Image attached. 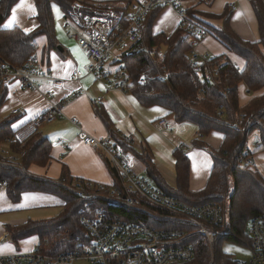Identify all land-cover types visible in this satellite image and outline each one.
Instances as JSON below:
<instances>
[{"label":"trees","instance_id":"obj_1","mask_svg":"<svg viewBox=\"0 0 264 264\" xmlns=\"http://www.w3.org/2000/svg\"><path fill=\"white\" fill-rule=\"evenodd\" d=\"M17 1L0 0V56L14 65H22L35 52V39L38 36L46 37L47 49L57 47L51 3H56L66 16L76 0H34L38 25L29 32L17 26H1ZM251 3L258 21L261 47L242 40L227 23L220 30L213 31L230 51L244 59L245 65L241 70L227 58L222 61L224 56H215L210 61L216 62L218 75L214 81L205 80L190 61L192 33L179 25L168 36L162 32L151 33L150 27L159 9L147 15L142 24L144 49L125 59L129 80L125 91L131 92L141 104L161 106L173 121L192 122L203 134L216 130L224 135L218 149L208 148L213 165L205 187L196 192L188 188L189 160L185 154L174 152V187L163 181L147 154H137L144 163L147 176L166 193L191 204L224 203L228 211V234L215 238V264H237L221 251V243L244 238V227L248 220L264 212V176L252 165V156L264 153V92L252 97L244 106H239L238 102L239 83H244L250 92L264 88V6L260 0H251ZM194 12V6L188 8L189 16L195 20ZM4 97L5 87H2L0 105ZM100 116L110 127L106 116L103 113ZM11 123L10 117L0 120V140L13 135L15 130ZM252 132H256L259 139L256 153L245 151L247 137ZM122 142L121 147L126 152L132 150L127 142ZM11 146L16 152H23V168L0 163V182L4 184L10 199L16 201L21 192L35 190L53 193L63 200L62 209L55 217L10 227L13 237L17 239L37 234L39 246L50 255L82 249L87 237L79 222V210L86 199L78 194L73 179H66V172L62 173L61 178L52 179L34 176L27 171L30 163H48L49 140L35 132L23 145L14 142ZM228 175L232 180V189L227 190L228 195H225ZM115 176L112 173L113 180ZM188 240H192L197 263L208 264L209 247L205 237L195 234Z\"/></svg>","mask_w":264,"mask_h":264},{"label":"crops","instance_id":"obj_2","mask_svg":"<svg viewBox=\"0 0 264 264\" xmlns=\"http://www.w3.org/2000/svg\"><path fill=\"white\" fill-rule=\"evenodd\" d=\"M260 1L264 6V0ZM190 5H194L195 21L208 31L194 46V52L206 53L211 57L226 56L238 70H241L245 65L244 59L230 51L213 31L220 30L227 23L242 40L256 43L261 47V35L251 0H212ZM51 11L57 47L47 49L46 37L40 35L35 39L34 53L43 67L50 72V77L59 83H53L50 77L40 78L37 89L26 90L21 88L19 80L14 79L5 86V97L0 105V120L10 117L11 127L16 130L45 112L52 104L64 102L61 113L51 122L41 124L37 130L51 144L48 163L46 165L30 163L27 171L34 176L52 179H59L62 173L66 172V179H73V184L77 179L111 184L114 181L112 172L103 154H100L98 147L85 144L81 140L83 132L95 138L109 137L112 144L120 147L123 145L122 141L129 139L125 142L132 150L128 151L136 156L147 154L159 176L172 187L176 183L174 152L183 153L189 160V190L196 192L203 189L213 165L208 148L218 149L224 138L223 133L211 130L203 134L192 122L177 123L168 115L165 108L158 105L145 106L131 92L107 89L103 81L96 80L88 72L83 73L77 80L73 79L72 72L89 66L92 60L73 37L75 29L68 31V27L63 28V23L61 25L60 19L66 22L67 18L60 7L56 3H51ZM163 11L172 13L177 18L175 25L166 32L154 27ZM179 23L180 18L173 8L168 6L160 8L151 24V33L154 35L162 32L168 36ZM37 25L34 0L15 2L1 23L4 28L17 26L25 32L32 31ZM79 88H82L84 93L67 100ZM263 92L264 88L250 92L244 83H239V106H244L252 97ZM97 97H101V100L95 103ZM13 109L17 110L15 114L12 113ZM100 113L106 116L110 127L104 123ZM161 117L168 121V128L157 125ZM72 119L75 123L71 121ZM179 124L183 125V130L179 128ZM256 141H259L258 135ZM4 149L17 153L19 167L23 168V152H16L11 144H5ZM263 162L264 153L252 156V165L261 172ZM142 164L146 172L144 163ZM62 206L63 200L59 196L35 190H25L21 192L18 200L13 201L7 195L5 186H0V254L29 252L39 246L37 234L15 239L9 228L21 226L28 221L53 218L61 211Z\"/></svg>","mask_w":264,"mask_h":264},{"label":"built area","instance_id":"obj_3","mask_svg":"<svg viewBox=\"0 0 264 264\" xmlns=\"http://www.w3.org/2000/svg\"><path fill=\"white\" fill-rule=\"evenodd\" d=\"M211 1H74L67 12V22L76 27L73 37L92 62L73 71L71 77L77 80L88 72L96 80L103 81L107 89L125 91L129 81L125 59L145 47L142 24L146 16L168 6L180 18L179 26L194 35L190 61L196 72L202 73L205 80L214 81L218 71L216 62L210 61L213 57L194 52V46L208 31L188 14L190 4ZM48 77L50 72L35 53L30 54L22 65H14L0 56V89L17 79L21 88L35 90L40 78ZM52 82L59 83L55 79ZM83 93L84 90L79 88L67 100ZM100 100L101 97H97L95 103ZM63 103L52 104L45 112L16 129L12 136L0 140V163L19 166L17 153L5 150L4 145L23 144L41 124L51 122L61 113ZM16 112V109L12 110L13 114ZM71 121L75 123L74 119ZM157 125L169 127L165 117H161ZM179 128L183 130V125L179 124ZM81 140L98 147L110 171L116 175L111 184L74 181L78 194L86 199L79 210L86 243L78 251L57 255L44 252L40 246L29 252L0 254V264H74L83 259L88 264H198L192 240H188L195 234L205 237L209 247L208 264H215V238L228 234L224 204L208 202L197 205L182 201L166 193L149 177L136 175L127 152L112 144L109 137L95 138L82 132ZM258 145L259 141H256L255 146ZM3 185L0 182V186ZM247 223L250 251L247 264H264V212L253 215Z\"/></svg>","mask_w":264,"mask_h":264},{"label":"rangeland","instance_id":"obj_4","mask_svg":"<svg viewBox=\"0 0 264 264\" xmlns=\"http://www.w3.org/2000/svg\"><path fill=\"white\" fill-rule=\"evenodd\" d=\"M176 21H177V18L174 14L166 13L165 11H163L158 16L154 27L157 30L166 32V31H169V29H171L175 25ZM60 22H61V25L63 23L62 25L63 28L68 27L67 28L68 31H72L76 28L72 23L67 22V21L65 22L63 19H60ZM66 23L68 24V26H66ZM161 50L164 51V48H162ZM225 60H226V56L223 57L222 61H225ZM256 138H257L256 132H252L247 137L246 146H247V149L250 150L251 153H254L256 151V147L254 145ZM127 155L129 157L132 171L136 175H139V176L147 175L146 172H144L143 164L141 160L136 155L132 154V152L130 151H128ZM261 165H262V172L264 174V162ZM231 189H232V180L230 176L228 175L226 178L225 195H228L227 190L230 191ZM225 209L227 211L226 206H225ZM227 214H228V211H227ZM247 224L248 223H246V226L244 227V238H241L239 241L224 240L221 243V251L224 254L228 255L234 262L241 263V264H247L249 254H250L249 247H248L249 238L247 236V230H248ZM222 237H225V236H221L220 238ZM208 260H209V257H208ZM213 260L215 261L214 254H213ZM74 264H88V263L86 260L83 259V260L76 261Z\"/></svg>","mask_w":264,"mask_h":264},{"label":"snow or ice","instance_id":"obj_5","mask_svg":"<svg viewBox=\"0 0 264 264\" xmlns=\"http://www.w3.org/2000/svg\"><path fill=\"white\" fill-rule=\"evenodd\" d=\"M9 23L11 24V23H12V21H9Z\"/></svg>","mask_w":264,"mask_h":264}]
</instances>
